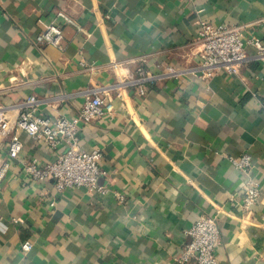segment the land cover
I'll list each match as a JSON object with an SVG mask.
<instances>
[{
  "label": "crops",
  "instance_id": "1",
  "mask_svg": "<svg viewBox=\"0 0 264 264\" xmlns=\"http://www.w3.org/2000/svg\"><path fill=\"white\" fill-rule=\"evenodd\" d=\"M202 18L264 43V0H0V104L36 96L39 115L73 120L84 92L99 89L115 107L81 128L79 148L103 154L102 191L58 195L54 181H34L23 162L51 163L62 150L17 132L23 151L0 181V264H173L203 214L219 220L221 264H264V64L209 80L162 76L144 95L122 85L140 68L198 66ZM54 20L64 51L35 41ZM242 154L262 187L249 212L247 177L228 159Z\"/></svg>",
  "mask_w": 264,
  "mask_h": 264
},
{
  "label": "built area",
  "instance_id": "2",
  "mask_svg": "<svg viewBox=\"0 0 264 264\" xmlns=\"http://www.w3.org/2000/svg\"><path fill=\"white\" fill-rule=\"evenodd\" d=\"M66 24L82 31L73 19L67 20ZM243 31V27L215 26L202 18L199 22L197 41L198 66L190 69L170 66L161 76L150 75L140 68L138 77L129 74L122 85L137 86L140 94L144 95L145 84L155 82L162 76L178 78L191 73L200 80H209L219 73L238 75L240 68L252 61L264 64V43L254 37L245 42ZM35 41L37 45H49L64 51L63 28L54 20ZM248 46L254 48L253 55L247 52ZM84 96L85 101L79 116L73 120L63 116L39 115L41 100L36 96H29L12 105L0 104V145L8 141L7 159L0 162V181L7 177L10 162L19 159L23 151L24 145L17 133L19 131L33 140L45 142L51 150H62L51 163L42 164L38 160L23 162L24 172L34 181H54L58 195L75 188H84L90 193L102 191L98 179L106 175L101 168L103 154L99 149L86 152L79 148L81 128L102 117H113L115 107L104 90H87ZM228 159L236 170L247 177L242 208L249 212L258 204L262 195V187L251 177L254 167L252 157L249 154H242L237 157L229 156ZM118 198L124 199L122 195H118ZM55 204L56 200H53L51 206ZM186 235L190 237V242L173 258V264H221V259L217 255V249L222 244L217 215H201ZM33 246L31 241H25L21 248L27 253Z\"/></svg>",
  "mask_w": 264,
  "mask_h": 264
}]
</instances>
